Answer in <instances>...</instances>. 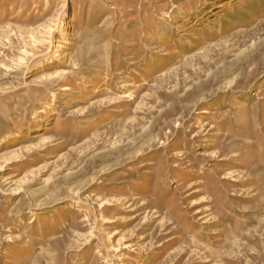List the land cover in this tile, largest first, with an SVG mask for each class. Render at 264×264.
<instances>
[{
	"label": "rangeland",
	"instance_id": "374dc122",
	"mask_svg": "<svg viewBox=\"0 0 264 264\" xmlns=\"http://www.w3.org/2000/svg\"><path fill=\"white\" fill-rule=\"evenodd\" d=\"M0 264H264V0H0Z\"/></svg>",
	"mask_w": 264,
	"mask_h": 264
},
{
	"label": "bare ground",
	"instance_id": "6f19581e",
	"mask_svg": "<svg viewBox=\"0 0 264 264\" xmlns=\"http://www.w3.org/2000/svg\"><path fill=\"white\" fill-rule=\"evenodd\" d=\"M73 29H75V25H73ZM63 36L62 37H66L67 36V32H62Z\"/></svg>",
	"mask_w": 264,
	"mask_h": 264
}]
</instances>
